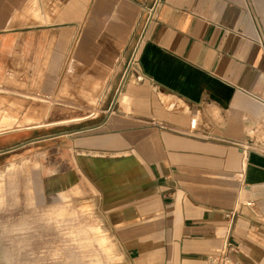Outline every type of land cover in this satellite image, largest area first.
Returning <instances> with one entry per match:
<instances>
[{
	"label": "crops",
	"instance_id": "0c3cea01",
	"mask_svg": "<svg viewBox=\"0 0 264 264\" xmlns=\"http://www.w3.org/2000/svg\"><path fill=\"white\" fill-rule=\"evenodd\" d=\"M22 148L122 264H264V0H0V170Z\"/></svg>",
	"mask_w": 264,
	"mask_h": 264
},
{
	"label": "rangeland",
	"instance_id": "374dc122",
	"mask_svg": "<svg viewBox=\"0 0 264 264\" xmlns=\"http://www.w3.org/2000/svg\"><path fill=\"white\" fill-rule=\"evenodd\" d=\"M26 149L0 170V264H122L95 201L42 176Z\"/></svg>",
	"mask_w": 264,
	"mask_h": 264
},
{
	"label": "built area",
	"instance_id": "2783aa9c",
	"mask_svg": "<svg viewBox=\"0 0 264 264\" xmlns=\"http://www.w3.org/2000/svg\"><path fill=\"white\" fill-rule=\"evenodd\" d=\"M245 206H252L253 205V201L252 200H248L245 201L244 203ZM226 215H230V213H227ZM211 264H219L220 262L222 264H236L235 262H232L228 257L223 256L221 260H219L217 257H211L210 259Z\"/></svg>",
	"mask_w": 264,
	"mask_h": 264
}]
</instances>
